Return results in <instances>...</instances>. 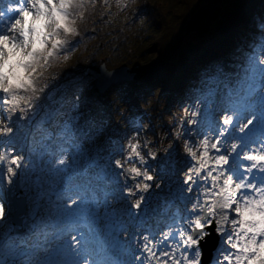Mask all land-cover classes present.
<instances>
[{
    "label": "rangeland",
    "instance_id": "rangeland-1",
    "mask_svg": "<svg viewBox=\"0 0 264 264\" xmlns=\"http://www.w3.org/2000/svg\"><path fill=\"white\" fill-rule=\"evenodd\" d=\"M19 2L20 0H0V11H5V16L0 18V35L6 34L11 22L19 16V12L17 11L7 12L6 5H18ZM113 5L116 6L115 4ZM104 7L111 9L110 1L91 0L85 10L81 35L77 36L71 42L66 51L75 50L76 52L80 46H85L87 44L92 35L91 23L94 21L97 23L105 17V13L102 12ZM110 11L111 10H108V12L106 11V14H110ZM195 36H197L196 33H189L184 36L183 41L191 42L194 40L192 37ZM98 46H102L103 50H106L112 46V43H105L103 45L98 44ZM256 56L257 58L254 60ZM260 57H264V51H262V48L257 50L255 54L248 55V58L244 63L242 62L244 66L240 67L238 70L240 73L236 72L235 75H233L234 71H232L226 63H223L222 65L226 70L218 71L214 68L206 77L210 81L205 82L206 78L202 79L198 85V91L194 88V81H190L184 85L185 90L181 91L183 99H175V101H173V98L171 97L169 100H166L167 102H162L160 99L158 108H153L155 105L153 101H155L157 96L155 97L152 91L148 93L140 92L137 91L138 86L132 83L129 84V89L132 92L130 94L132 96L130 102L127 103L126 101L120 100L119 103L116 104V106H119L116 110V117L118 115L120 117L119 124L123 127L122 134L119 135L118 132L115 131L116 133H114L113 136L118 135L117 138L112 141H109V137L106 139L107 136L105 137L103 133H100L97 136L96 132L99 129L98 123L91 129V131H88V140L84 141L86 139L85 135L80 136V141H83V146L81 147L83 153L87 152L92 155L95 154V158L100 161L103 160L102 162H108L109 164L106 168V180L102 182L101 185H98L99 188H96L94 184H92L94 181L89 183L83 175L82 180L75 176L77 171L84 168V164H82L84 157H81L79 162H72V156L69 154L71 156L70 164L66 169L57 170L56 168H53V161L61 155V153H58V150H55L52 155L45 158L43 162V171L41 173L42 180L39 185L35 183L36 173L30 170L20 171L15 182V185L16 183L19 184V191L16 190L15 185L11 191H6L4 189V169L2 168L3 166L0 165V201L5 204V208L9 214L7 222L0 225V233L16 236L35 235V239L32 241L31 245L32 250L27 254L35 264H79L81 260L88 258L89 256H91L92 261L96 262V264H132L134 257L139 253L131 244V241L127 240L119 233H117L119 240L116 246L111 247V241L107 234H90L87 229L81 227L80 230L85 232L86 242L80 249L79 255H77L76 251L68 245L67 238L60 239V237L67 229L69 220L77 222L92 221L94 215L92 210L94 205L91 203V194L93 190L96 191L98 196H102L106 192L110 197L118 198L122 208L130 207L126 204L127 197L124 196L122 192L123 181L120 178V172L122 170L116 169L110 162L112 159L123 156L118 150L122 146L124 147V141L132 131H139L144 137L151 136L156 138L154 140V143L156 144L159 143V139L157 138L158 132H168V140H172L173 137L171 132L174 128L179 126L180 117L184 107L199 108L200 116L198 117V124L190 126L187 123V120L184 121V135L181 137V140L174 143V147L176 148L174 152L167 158L161 157L158 162L150 161V163H153L158 168L157 174L160 179L163 180V184L160 189H156L155 184H153V190H151L146 196V202L152 201L153 204L149 205L147 210L144 208V210L141 211L139 216L135 218V223L143 226L142 231L164 230L166 224L169 222L172 210L169 211L170 213L166 217V220H164L165 222L162 223L161 221H156V223H159L157 226H152L153 222L158 219L152 215L162 214V211H165L167 206L169 207L170 205L173 209L176 207H180L181 210L183 209V205L180 204V197L183 188L187 185L183 183L185 177L182 173L188 171L190 165L193 163L187 155L179 152L183 140L189 139L192 143L198 142V139H201L208 131L212 132V139L217 138L219 135V129L223 127L220 124V117L225 111H227V109L220 103L221 95L226 94L228 88L236 87V81L241 80L243 73H245L246 76L245 86L246 84L250 86V82L251 84L255 82V86L261 87L259 90L252 93V96L250 97L252 103L248 105V107L255 108L259 111L261 116L256 122H254L253 126L250 125L245 132L241 133L238 129L242 122H246L250 113L244 110L241 111V109H243L241 105L233 106L232 110L238 111L240 115L233 121V125L228 129V134L224 137V140L226 142L239 141L242 142L243 146L239 148L236 153L230 154L224 150L219 154L229 156V162L223 165V169L227 174L233 175L236 180L243 179L247 176L248 174L243 170V166L250 165L251 162L242 159L243 153L247 150L248 146L254 141V139L264 136V67L258 65ZM81 59L82 57L79 59L80 63L83 62ZM247 62H250L251 66L254 64L257 65L253 69L250 68V75L247 73L249 71V69L246 68V65L248 64ZM80 63H74L72 69L69 66H58L57 68L52 69V71L57 73V78H49V86L36 104L38 112L36 119H32V116L29 114L27 119L21 120L20 122L24 125L14 131V137H0V148H4L5 142L8 139H11L13 143L8 146L16 147L14 148V155L23 154L25 159H27L29 155L28 148L30 146L34 148L39 147V144L37 143H39L38 140H40V138L35 136V132H37L39 136H42L43 132L46 131L47 124L59 128V126L64 123H74L77 133H80V130H83L84 132L86 127L88 130L92 127L88 122L85 124L86 121L93 119V116L90 114H83L78 121L76 119V117L82 113L78 105V98L80 99L81 96H84L87 103H93V99L96 97L95 95L86 97L87 94H84L81 89L85 88V91L90 89L89 82L91 80L89 79V67L94 64V62L90 65L87 62L84 66H80ZM229 71H231V73ZM77 85H79L78 87L80 89L77 88ZM225 85H227V88ZM3 98L4 94H0V117L7 119L3 106ZM246 99L249 98L246 97ZM86 105L88 106V104H83L82 108ZM126 106V111L123 112V115H120ZM94 109H97V106L91 109L88 108L87 110L93 112ZM45 112L51 115V121L45 119V122L37 127V121H39L41 117H44ZM108 114L106 117L110 116ZM97 116L99 119L102 117L101 114ZM135 117H140L141 119L137 121ZM19 120L20 113L12 116L13 126L16 121ZM29 121H31V124H29ZM80 123H83V125ZM144 123L149 124L147 130L143 129ZM119 136L120 140H118ZM75 140L78 141L77 136L75 137ZM164 143L166 144L167 140H165ZM221 147L223 148V146ZM21 151L24 152L21 153ZM143 151L144 154L147 155L146 150ZM211 154L215 155L216 153L213 151ZM165 167L168 169H165ZM85 181H88V189L81 190L79 185L82 184L83 186V184L86 183ZM250 182L257 184L264 182V173L254 171L250 177ZM128 183L130 186L133 181L129 178ZM158 191L162 195L159 198ZM77 192L84 193L82 197L83 204L77 209L68 210L66 212L63 203H66L67 201L65 200L58 203L57 197L62 194L75 195ZM15 197H24L27 200V214L23 217L20 226H16L13 222L15 210L13 209L12 202ZM152 197L155 198L153 199ZM158 206L161 208V211H159ZM121 215H123V213H121ZM194 215L195 213H190L187 211L186 207L184 208V227L189 232H191L192 229L187 225V221L191 220ZM220 238L222 241L220 245L224 248L225 238L221 235ZM195 247L199 249V244ZM220 249L215 252L211 264H217ZM189 251L192 252L191 249ZM192 255L194 256L195 253L192 252ZM0 259L10 260L17 258L11 257L6 250L0 249ZM255 264H264V257H259Z\"/></svg>",
    "mask_w": 264,
    "mask_h": 264
},
{
    "label": "snow or ice",
    "instance_id": "snow-or-ice-1",
    "mask_svg": "<svg viewBox=\"0 0 264 264\" xmlns=\"http://www.w3.org/2000/svg\"><path fill=\"white\" fill-rule=\"evenodd\" d=\"M45 7L49 8L51 5L45 2ZM25 9L31 11L35 17L37 14L36 0H20L18 5H6L7 12H19V16L11 22L7 33L0 35V37L7 39L10 44L16 43L23 46L25 33L22 30L18 31L15 26L18 23H24ZM4 16L5 11H0V18ZM31 30L30 28L29 32ZM262 51H264V45H262ZM0 94H4L3 106L4 111H6L8 102L14 100L15 94L8 95L4 91H0ZM29 114L32 119H36L38 115L37 105L29 110ZM45 119L51 121L52 117L45 112L44 117L37 121V127L43 124ZM7 120H10V125L12 126H9L15 128V130L24 125L20 122L21 118L16 121L14 126L12 116H7ZM29 124H31V121H29ZM220 124L223 127L219 129L217 138L209 142L203 136L201 138L203 144L198 142L191 144L192 155L188 157L193 161L189 167L193 171L183 181L187 185L183 188L180 197V204L183 205V209L181 210L180 207L170 208L172 210L171 216L164 230L142 231L143 226L135 223V218L139 216L145 203L139 207L131 203L132 200L139 199L140 194L134 196L131 192H126V189L134 185L132 183L129 186L130 177H127L124 169L118 167L114 163L115 159H112L110 163L116 169L122 170L120 172V178L123 181L122 192L127 197L126 204L130 207L122 208L118 198L110 197L106 192L102 196H98L96 191L93 190L91 194V203L94 205L92 221L77 222L69 220L67 229L63 232L60 239L67 238L68 245L79 255L80 249L86 242L85 232L80 230L81 227L87 229L90 234H107L111 241V247L116 246L119 240L117 233H119L131 241V244L139 253L134 257L132 264H201L202 253L195 246L199 244L200 239L207 235L204 229L215 224L217 233L225 238V247L221 248L218 253L217 264H255L260 250L264 249V232L257 234L249 231L246 227H242V225L247 223L245 216L252 210L253 205L257 201L264 202V182L259 184L250 182V177L254 171L264 173V136L254 139L243 153L242 159L251 162V164L243 166V170L248 175L243 179L236 180L233 175L227 174L223 169L224 162L221 157L226 156L229 162V156L219 153L224 150L230 154L236 153L243 145L242 142L239 143V146H234L232 142H226L224 137L228 134L229 121H220ZM14 135L9 138L14 137ZM84 135L87 138V135ZM76 136L77 132L74 123H64L59 126L58 130L44 131L39 140V147L28 148L29 155L25 163L13 160L12 164L14 166L19 164L21 170H30L36 173L35 183L39 185L42 180L43 162L55 150L61 153L59 157L67 155L68 160L63 164H57L58 158L55 159L52 164L53 168L60 170L69 166L70 146ZM12 143L11 139L5 142L9 149L16 148L15 146H8ZM222 145L223 148L221 147ZM253 145L256 147H253ZM233 147H235L234 152L232 151ZM118 151L124 155L123 146ZM213 151L216 153L215 155L211 154ZM23 152L21 151V153ZM246 152L247 156L245 155ZM257 161H259V165ZM129 162H132V160ZM54 165L56 166L54 167ZM108 166V162L99 163L94 159H90L85 162V167L82 169L81 174L89 183H91L93 177L98 181L104 178ZM94 169L97 171H94ZM83 195V192H77L75 195L70 196L62 194L57 197V201L58 203L67 201L63 203V207L67 212L68 210L77 209L83 204ZM76 197H80V199L76 200ZM71 200H76V203L70 206L69 201ZM185 207L188 212L195 213L193 218L187 221V225L192 229L191 232L184 227L183 210ZM3 224L0 221V225ZM197 231L201 235L197 236ZM73 237H75V240ZM34 239L35 235L16 236L0 233V249L6 250L11 257L17 258L10 260L0 259V264H35L27 255L32 250L31 245ZM77 241H79L78 247L73 248ZM190 249L195 253L194 256L189 251ZM83 260L79 264H82ZM90 264H96V262L91 259Z\"/></svg>",
    "mask_w": 264,
    "mask_h": 264
},
{
    "label": "clouds",
    "instance_id": "clouds-1",
    "mask_svg": "<svg viewBox=\"0 0 264 264\" xmlns=\"http://www.w3.org/2000/svg\"><path fill=\"white\" fill-rule=\"evenodd\" d=\"M45 2L51 7L46 8ZM91 0H36L37 14L34 17L31 11L25 9L26 15L23 17L24 23H18L15 27L18 31L25 33V41L23 46L16 43H9L4 37H0V91H4L8 95L15 94L14 100H10L6 107V115L14 116L20 113L21 120L28 118L30 109L35 108L37 102L40 100L42 94L49 86V78H57V73L52 69L58 66H73L71 61L75 55L74 51H66L71 42L79 35H81V28L84 24L85 10L87 9ZM107 2V0H106ZM139 0H115L118 8L129 7L135 5ZM67 13V15H65ZM32 29L29 32V29ZM256 39L264 43V19L260 17L255 18ZM252 45L250 44L249 47ZM247 56V53H245ZM258 65L264 67V57H260ZM257 65L254 64L251 69ZM214 67L218 71H225L222 62H216ZM249 69V68H247ZM251 69L247 72L251 74ZM213 68H205L200 72V79L194 81L195 90H199L198 85L201 80L205 78V73H211ZM246 76L241 80L236 81V87L228 88L226 94L221 95L220 103L227 109L220 117L221 121H229L228 127L233 125V121L240 115L238 111L232 110L233 106L241 105L244 111L250 113L246 122H242L239 131L243 132L253 126L261 113L255 108H250L248 105L252 103L250 97L251 93L248 91V84L245 86ZM227 88V85H225ZM160 91L159 88L156 89ZM249 98V99H246ZM162 102H167L166 99L160 98ZM122 110L120 115H123ZM83 113H80L76 119H80ZM150 115V113H149ZM200 116L199 108L184 107L180 117L179 126L174 128L171 132L172 140H168V132L157 133L159 143H154L156 138L151 136L144 137L139 131H132L127 139L124 141V155L115 159L114 163L124 169L127 177L133 181V187L126 189V192H131L134 196L139 195V199L132 200L131 203L137 207L145 203V197L153 190V184L156 189H160L163 180L158 176V168L151 162H158L161 157H169L174 150V143L181 140L184 135L183 123L192 125L198 124V117ZM120 117H117L119 122ZM139 121L140 117H135ZM10 120L0 118V137H11L15 131L10 127ZM107 124L99 127L96 135L104 132ZM148 123L143 124V129L147 130ZM88 131H91L89 129ZM87 135V132L85 133ZM95 138V137H93ZM204 139L211 142L212 132L208 131L204 135ZM167 140L165 144L164 141ZM198 143L203 144L201 139ZM239 141H232L234 146H239ZM191 140L184 139L179 148V152L190 156L192 155ZM223 146V145H222ZM253 147H256L255 145ZM146 150L147 155L144 154ZM232 151H235L233 147ZM247 156V152L245 153ZM195 159V157H193ZM221 159L224 165L228 163L226 156ZM17 160L25 163L26 159L23 154L14 155V149H9L5 144L4 148H0V165L4 169L5 184L4 189L12 190L18 174L21 169L19 164L13 165L12 161ZM68 156L58 157L57 164L67 162ZM130 160L134 162H129ZM259 165V161H257ZM56 165H54L55 167ZM151 169V171H150ZM193 169L182 173L184 177H188ZM230 178V177H229ZM186 182V181H185ZM255 184V183H254ZM71 195V194H69ZM80 197H76L79 200ZM255 199V198H254ZM76 200L69 201V205L76 203ZM8 211L5 204L0 201V221L6 223L8 220ZM246 227L249 231L260 234L264 232V202L257 201L252 207V210L245 216ZM75 240V237H73ZM77 241L73 248L78 247ZM264 257V249H261L258 258ZM91 257L82 261V264H90Z\"/></svg>",
    "mask_w": 264,
    "mask_h": 264
},
{
    "label": "trees",
    "instance_id": "trees-1",
    "mask_svg": "<svg viewBox=\"0 0 264 264\" xmlns=\"http://www.w3.org/2000/svg\"><path fill=\"white\" fill-rule=\"evenodd\" d=\"M109 1L111 9L104 7L105 17L91 23L90 39L76 50L70 63L79 64L82 57L80 66L105 61L109 69L131 67L137 73L134 82L137 91H152L157 96L153 108H158L161 97L166 100L172 97L173 101L183 99L184 85L199 80L201 70L214 69L216 62L226 63L236 74L248 55L255 54L264 44L256 39L255 29V18L264 19V0H225L208 35L205 38L192 37L191 42L183 41L187 35L186 23L211 0H139L135 5L122 8L113 5H116L115 0ZM108 10H111L110 14H106ZM105 43H112V46L106 50L98 46ZM69 67L72 69L74 65ZM204 75L206 78L209 74ZM89 83V90L81 88L83 93L96 96L93 108L97 106V109L94 111L103 115V124L107 127L111 124L110 130L116 131L120 128L116 117L119 106L116 104L120 100L130 102V85L113 88L99 96L95 94L94 82ZM83 97L78 100L79 106L86 104ZM107 114L110 116L106 117ZM107 127L105 130H109ZM78 156L74 160H78Z\"/></svg>",
    "mask_w": 264,
    "mask_h": 264
},
{
    "label": "water",
    "instance_id": "water-1",
    "mask_svg": "<svg viewBox=\"0 0 264 264\" xmlns=\"http://www.w3.org/2000/svg\"><path fill=\"white\" fill-rule=\"evenodd\" d=\"M223 1L225 0H212L202 6L188 21L186 32H195L199 37H204L209 31L211 23L218 18L220 4ZM129 71L130 69L126 66L108 70L105 63H103L99 67L95 65L90 66L89 76L95 80L96 92L98 94H104L113 86L133 81L135 74ZM14 205L16 209L14 222L19 225L21 224V220L18 217L26 214V201L25 199H15ZM206 230L209 234L200 241L202 264H208L212 260L213 252L216 250L220 240L214 224L211 227H207ZM200 234L199 231L196 232L197 236Z\"/></svg>",
    "mask_w": 264,
    "mask_h": 264
}]
</instances>
